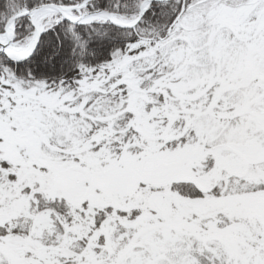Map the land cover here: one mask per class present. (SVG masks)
<instances>
[{
  "label": "snow or ice",
  "instance_id": "snow-or-ice-1",
  "mask_svg": "<svg viewBox=\"0 0 264 264\" xmlns=\"http://www.w3.org/2000/svg\"><path fill=\"white\" fill-rule=\"evenodd\" d=\"M0 264H264V0H0Z\"/></svg>",
  "mask_w": 264,
  "mask_h": 264
}]
</instances>
